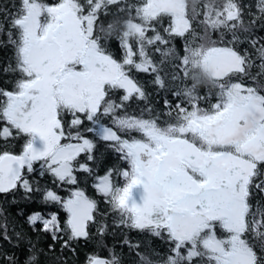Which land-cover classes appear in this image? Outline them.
<instances>
[{
  "label": "snow or ice",
  "instance_id": "1",
  "mask_svg": "<svg viewBox=\"0 0 264 264\" xmlns=\"http://www.w3.org/2000/svg\"><path fill=\"white\" fill-rule=\"evenodd\" d=\"M0 50V264H67L92 226L129 264H264V0H0ZM99 144L129 167L96 175Z\"/></svg>",
  "mask_w": 264,
  "mask_h": 264
},
{
  "label": "trees",
  "instance_id": "2",
  "mask_svg": "<svg viewBox=\"0 0 264 264\" xmlns=\"http://www.w3.org/2000/svg\"><path fill=\"white\" fill-rule=\"evenodd\" d=\"M6 2V0H5ZM44 3L52 4L57 3L58 0H42ZM204 2V0H202ZM177 48L181 51L183 50V44L181 41H177ZM111 51L113 54L119 59V48L116 43V41H112V48ZM11 56L10 51L8 50H0V64L6 61ZM137 79L143 81L146 79L144 74H138ZM11 84V78L5 77L3 74H0V86H8ZM205 84H210L209 81H205ZM204 86V85H201ZM149 92L151 93V102L152 106L159 109L161 107L160 104V96L157 95L155 91L152 90L151 87H149ZM206 93V89H201V95ZM214 102V101H213ZM144 105L142 103L133 102L129 111L139 115L140 109H142ZM16 147L15 145L13 146ZM18 151V148H16ZM96 160L94 161V173L96 175H104L109 169H115L117 171L122 169H127L129 165L126 161L120 159L117 153L114 151H111L108 149L105 145L99 144L96 151ZM81 162H84L85 157L82 155L80 158ZM79 175V187L85 190L86 195H88L90 198L96 199L99 203V207L101 209H105L107 205L101 200L100 196L96 192V190L92 187L93 179L91 177H88L87 174L80 173ZM114 182L118 185H123L124 179L123 177L114 176ZM75 187V186H72ZM60 195L66 197L69 194V187L65 186L64 188L59 190ZM3 201L0 200V203ZM21 207L23 208V211L25 213L30 214L32 210H34L37 207H42L45 209V213L47 211H57L60 218L66 219V213L62 208L59 206H40L37 202V204H26L23 202H20ZM8 207V216L10 220L14 221L17 224L23 225L24 221L19 218V213L16 208V205H13L9 203L6 205ZM25 230L30 231L27 229V226L25 225ZM91 235L92 238L88 241L80 240L78 242H75L73 244V247L76 249L75 252L71 251V249H67L64 251H61L60 243H55V255H58L61 257L62 260H65L67 264H87V258L93 254L99 256L103 259H110L111 253L115 251L118 255H120V258L123 260L124 264H129V261L131 260V256L127 254L126 249L118 242V237L115 236L111 231L103 238L102 241L99 240L97 237V230L95 226H92L91 229ZM132 239L134 240H140V239H146V242L154 248L157 252H161L166 248V245L158 240L157 238L151 237L146 238L142 234L137 233H130L129 234ZM34 240L38 239L35 235L32 237ZM54 243L50 237L45 238L43 240H40L39 246L44 250L45 253H48V245ZM17 255L20 256V253L17 252ZM25 257H21V259H24ZM41 264H52V261L47 258V256H42L41 258Z\"/></svg>",
  "mask_w": 264,
  "mask_h": 264
}]
</instances>
